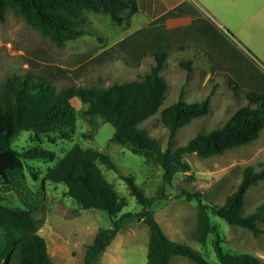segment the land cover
Returning <instances> with one entry per match:
<instances>
[{
  "label": "rangeland",
  "instance_id": "rangeland-1",
  "mask_svg": "<svg viewBox=\"0 0 264 264\" xmlns=\"http://www.w3.org/2000/svg\"><path fill=\"white\" fill-rule=\"evenodd\" d=\"M139 11L127 14L128 21L116 25L109 15L88 12L91 34L59 46L49 37L9 10L0 22V89L12 74L41 77L58 90L70 87L106 88L116 83L143 79L155 64L154 52H168L161 72L168 90L159 111L143 122L165 150L169 130L162 124V109L178 101L211 100L208 115L194 119L176 134L172 149L186 145L200 133L223 128L232 116L248 104L247 94L264 90V0H137ZM167 14L164 20L157 18ZM172 27L169 28V23ZM139 30L144 33L137 34ZM162 34H161V33ZM160 33V34H159ZM127 44L118 45L135 35ZM186 65V66H185ZM78 118L69 139L59 133L26 130L12 146L19 152L43 148L57 158L79 144L99 150L112 159L117 170L100 163L108 181L125 197L128 205L121 214L136 213L142 206L130 193L123 176H133L148 197L158 196L152 207L166 235L200 251L212 264H221L218 246L225 252L249 253L264 264V221L262 232L232 225L210 214L216 231L207 243L197 241L200 210L197 201L179 197L182 190L200 191L208 204H224L243 178L244 169L264 167V130L254 142L223 154L184 155L188 173H176L172 184L155 156L136 154L127 145L113 141L115 129L100 116H87L88 107L75 98ZM23 170L10 171L9 182L0 175L2 203L32 209L40 222L39 233L46 239L55 264H85V256L100 229L112 226L107 212L84 210L70 196L67 186L44 180L56 163L45 158L23 159ZM191 175L187 180L186 176ZM264 201V180L246 194L244 213L250 215ZM12 232L0 230V246L12 248ZM150 229L142 219H129L100 254L96 264H147ZM10 264H19L13 257ZM171 264H197L175 256Z\"/></svg>",
  "mask_w": 264,
  "mask_h": 264
},
{
  "label": "trees",
  "instance_id": "trees-1",
  "mask_svg": "<svg viewBox=\"0 0 264 264\" xmlns=\"http://www.w3.org/2000/svg\"><path fill=\"white\" fill-rule=\"evenodd\" d=\"M9 10L62 46L67 41L91 34L88 12L109 15L116 25L121 26L128 21V13L139 11V5L137 0H0V22L5 20ZM167 16L164 14L157 21ZM142 33L143 30L137 32ZM134 36L136 34L118 45L129 43ZM154 57L155 64L143 79L116 83L106 88L80 86L58 90L44 78L16 73L8 76L1 85L0 175L3 179L9 182L10 171L23 170V159L55 160L44 180L65 184L67 195L82 209L102 210L112 218V226L100 229L89 246L85 264H96L100 254L129 219H142L150 229L147 264H171L175 256L186 257L197 264L212 263L200 251L166 235L152 210L159 197H148L133 176L122 178L142 210L121 214L128 201L108 181L100 167V163H105L117 170L110 156L79 144L60 158L43 148L19 152L12 144L21 132L59 133L63 139H69L78 118L73 100L78 98L88 106L84 110L85 115L100 116L114 127L113 141L129 146L136 154L155 156L164 171V181L172 184L176 173L191 171L190 164L183 159L184 155L196 153L209 157L223 154L254 142L264 130V90H253L247 94L248 104L240 108L223 128L200 133L186 145L173 150L178 131L194 119L208 115L211 110L210 98L189 102L181 94L178 101L160 113L162 124L169 130V146L162 150L160 143L141 126L159 111L168 90L167 81L161 74L167 64L168 52L159 48L154 52ZM191 178V175L186 176L187 180ZM262 180L264 167L257 172L253 166H247L241 182L224 204H208L203 201L200 191L182 190L179 197L198 202L200 219L197 241L205 245L209 234L216 231L210 214L259 235L262 232L259 223L264 221V201L250 215L244 213V202L249 189ZM39 225L32 209L12 207L0 199V230L15 235L4 264H10L13 257H17L19 264H55L46 239L39 233ZM218 259L221 264H263L259 257L252 254L225 252L219 246Z\"/></svg>",
  "mask_w": 264,
  "mask_h": 264
},
{
  "label": "crops",
  "instance_id": "crops-1",
  "mask_svg": "<svg viewBox=\"0 0 264 264\" xmlns=\"http://www.w3.org/2000/svg\"><path fill=\"white\" fill-rule=\"evenodd\" d=\"M172 22H170L169 23V28H171L172 27ZM9 249H7V248H4L3 250L1 249V246H0V264H4L5 263V261H6V258H7V256H8V254H9Z\"/></svg>",
  "mask_w": 264,
  "mask_h": 264
}]
</instances>
